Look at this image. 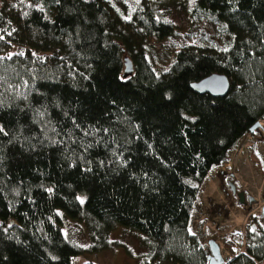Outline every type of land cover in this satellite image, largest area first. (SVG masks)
Here are the masks:
<instances>
[{
  "label": "trees",
  "instance_id": "obj_1",
  "mask_svg": "<svg viewBox=\"0 0 264 264\" xmlns=\"http://www.w3.org/2000/svg\"><path fill=\"white\" fill-rule=\"evenodd\" d=\"M0 36V264H73L117 226L141 234L146 264H207L190 232L201 185L264 121V0H0ZM211 73L224 96L191 88ZM247 219L224 264H264Z\"/></svg>",
  "mask_w": 264,
  "mask_h": 264
},
{
  "label": "rangeland",
  "instance_id": "obj_2",
  "mask_svg": "<svg viewBox=\"0 0 264 264\" xmlns=\"http://www.w3.org/2000/svg\"><path fill=\"white\" fill-rule=\"evenodd\" d=\"M170 18L181 31L190 29L183 15L172 12ZM193 30L196 31L195 28ZM256 134V136L246 135L237 147L228 152L225 162L206 174L196 199L190 232L197 235L201 243L205 245L209 238L216 239L225 260L232 255L233 251H239L244 247L243 227L247 224L248 215L257 216L258 221L264 225L262 217H259L260 208L264 204V121H261ZM251 148L256 152L260 162L258 168L251 158ZM225 175L231 178L237 190H243L254 198L250 206L236 205L235 198L227 196L220 189L219 178ZM210 181L211 185L215 183V186H212L213 189H208ZM237 214L240 215V221L234 219ZM231 219L233 220L230 221ZM61 231L66 238L78 245L82 247L88 245V234L81 222L67 219ZM233 231L240 232V242L231 240L230 233ZM109 241L110 246L106 249L98 252L84 251L74 256L73 264L83 262L146 264L147 248L142 243L141 234L123 226H117L110 232Z\"/></svg>",
  "mask_w": 264,
  "mask_h": 264
},
{
  "label": "water",
  "instance_id": "obj_3",
  "mask_svg": "<svg viewBox=\"0 0 264 264\" xmlns=\"http://www.w3.org/2000/svg\"><path fill=\"white\" fill-rule=\"evenodd\" d=\"M191 88L198 93H209L212 96H224L229 89V80L228 78L220 73H211L208 76L203 77L202 79L192 82L190 84ZM260 127V122H255L251 128L250 132L258 129ZM230 190L233 194L237 195L238 204L245 205V194L243 190L236 191V187L232 181H229ZM248 202L252 203L254 198L250 195L247 197ZM251 205V204H250ZM249 205V206H250ZM259 217H262L264 222V204L260 208ZM208 254H207V264H224L225 259L220 250V245L214 238H209L207 240ZM161 264H175L172 262H166Z\"/></svg>",
  "mask_w": 264,
  "mask_h": 264
},
{
  "label": "snow or ice",
  "instance_id": "obj_4",
  "mask_svg": "<svg viewBox=\"0 0 264 264\" xmlns=\"http://www.w3.org/2000/svg\"><path fill=\"white\" fill-rule=\"evenodd\" d=\"M57 2H59V0H57ZM8 35H11V33H9ZM3 39H4V37L3 36H0V40H3ZM0 131H3V129L0 128ZM49 191H51V189H49ZM77 199H80V198L77 197ZM81 202H83V201L81 200Z\"/></svg>",
  "mask_w": 264,
  "mask_h": 264
},
{
  "label": "bare ground",
  "instance_id": "obj_5",
  "mask_svg": "<svg viewBox=\"0 0 264 264\" xmlns=\"http://www.w3.org/2000/svg\"><path fill=\"white\" fill-rule=\"evenodd\" d=\"M210 187H211V186H210ZM210 187H209L208 189H210ZM239 216H240V215H238V214L234 216L235 221H240V217H239ZM243 220H244V219H243Z\"/></svg>",
  "mask_w": 264,
  "mask_h": 264
},
{
  "label": "flooded vegetation",
  "instance_id": "obj_6",
  "mask_svg": "<svg viewBox=\"0 0 264 264\" xmlns=\"http://www.w3.org/2000/svg\"><path fill=\"white\" fill-rule=\"evenodd\" d=\"M247 197H248V195L246 194V195H245V200H246V203H245V205H248V206H249L251 203H250V202H248V200H247Z\"/></svg>",
  "mask_w": 264,
  "mask_h": 264
},
{
  "label": "built area",
  "instance_id": "obj_7",
  "mask_svg": "<svg viewBox=\"0 0 264 264\" xmlns=\"http://www.w3.org/2000/svg\"><path fill=\"white\" fill-rule=\"evenodd\" d=\"M244 241L245 239L243 238L242 243H244ZM239 251H244V247H242ZM257 264H261V263L257 262Z\"/></svg>",
  "mask_w": 264,
  "mask_h": 264
},
{
  "label": "crops",
  "instance_id": "obj_8",
  "mask_svg": "<svg viewBox=\"0 0 264 264\" xmlns=\"http://www.w3.org/2000/svg\"><path fill=\"white\" fill-rule=\"evenodd\" d=\"M211 186V187H210ZM212 186H215V183L214 184H212L211 185V181H210V184H208V187H210V188H212L213 189V187ZM245 219H246V217H245ZM233 219H231L230 221H232Z\"/></svg>",
  "mask_w": 264,
  "mask_h": 264
},
{
  "label": "clouds",
  "instance_id": "obj_9",
  "mask_svg": "<svg viewBox=\"0 0 264 264\" xmlns=\"http://www.w3.org/2000/svg\"><path fill=\"white\" fill-rule=\"evenodd\" d=\"M260 122V124H261V121H259Z\"/></svg>",
  "mask_w": 264,
  "mask_h": 264
}]
</instances>
